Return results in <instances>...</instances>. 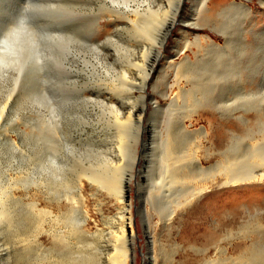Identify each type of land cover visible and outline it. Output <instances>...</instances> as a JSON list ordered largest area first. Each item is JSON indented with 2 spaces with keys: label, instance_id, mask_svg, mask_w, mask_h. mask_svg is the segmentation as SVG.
<instances>
[{
  "label": "rangeland",
  "instance_id": "1",
  "mask_svg": "<svg viewBox=\"0 0 264 264\" xmlns=\"http://www.w3.org/2000/svg\"><path fill=\"white\" fill-rule=\"evenodd\" d=\"M241 1L252 7L256 25L254 31L264 30V0H211L219 9L227 8L231 2ZM166 5L165 0H0V35L14 29L21 14H24L22 21L27 23V29L30 27L28 31L32 39L35 38L31 45L32 58L26 61L30 63H25L21 72L22 80L19 78L14 82L9 77L0 79V112L5 101L9 100L0 118V189L7 187L11 222L25 226L29 231L41 227L39 240L45 248L51 249L54 233L66 230L83 212L88 216V229L91 232H95L97 227L106 229V222L116 218L119 203L113 196L114 191L105 188L104 180L115 176L113 166L117 164H122L125 175L124 201L132 205L131 211L136 221L135 264H147L153 254V245L145 232L143 209L148 210L157 264H180L185 261V264H199L205 258H213L217 247L227 249V258L232 256L231 259H235L240 253L232 251L239 244L244 249L252 243L259 245L258 248L264 246V243H260L264 242V230H261L264 227L262 184L246 185L248 190L243 187L245 190L231 194L224 189H216L211 194L202 193L188 206L178 209L168 224L163 204L156 203L157 208H154L153 198L149 194L153 180L159 174L160 157L170 122L174 123V135L179 137L177 140L184 151L190 149L189 153L193 154L191 148L194 149L192 145H195L194 141L183 138L187 135L180 133L175 125L182 117L183 110L175 111L174 119L169 122V112L166 110L170 99L179 93V89L173 87L176 84L175 72L169 69L168 64L181 60L176 50L181 48L184 37L195 44L197 37L208 35L215 43L225 46V33H238L240 29L236 24L231 29L227 17L218 26L222 30H216L215 26L204 21L203 16L194 15L195 0H185L179 11L180 22H174L165 43L164 56L168 59L164 56L159 58L156 71L143 91L140 68L125 61L122 51L127 50L131 54L133 63L141 64L145 43L133 34L124 14L132 16L131 11L144 12L149 7L166 10ZM213 14V11L207 13L208 18ZM192 23L198 26L188 25ZM225 23L226 32L223 31ZM250 38L251 43L255 41L254 37ZM237 42L236 39L232 45L234 50L239 48ZM67 45L69 53L66 51ZM193 49L196 50L195 47ZM263 51L261 49L256 60L260 69L263 67L261 71L264 70ZM149 58L148 65L151 67L156 61V53L152 52ZM123 83L134 86L131 93L121 91ZM219 84L220 87L225 86L224 81ZM180 85L187 86L184 80ZM243 86L248 91L260 90L247 84ZM236 90L234 94H225L231 102L223 103V107L229 104V109L240 107L242 102L235 101L236 95L240 97V92ZM224 92L218 88L214 93L208 91L205 94L192 126L187 123L190 132L209 128L210 134L213 132L215 135L218 125L222 124L225 131L245 135L238 118L242 116L252 125L255 109L264 104V89L257 98L252 99L248 113L237 110L231 114L221 109ZM232 103H235V108ZM132 112L135 138L124 143L115 121L117 117L126 120ZM137 130L141 131L138 137ZM196 139L197 145L203 143ZM227 144L228 139L222 149H217L211 143H203L197 155L204 159L208 152L223 150ZM85 175L98 176L101 182L91 184ZM79 178L83 183L84 199L72 202ZM233 211L238 216L236 222L231 224L229 215ZM239 227L248 232L247 239L238 237ZM227 232L235 238L227 239ZM211 234L212 242L204 240ZM58 245L56 248L61 243ZM205 249L207 252L202 254L200 250ZM13 251L10 249L8 257H3L4 253L0 252V264H22L16 259L18 252ZM45 252L33 250L19 255L25 257L26 263L28 260L33 263L40 257L42 259ZM43 262L54 264L46 260ZM226 263L231 264L230 261Z\"/></svg>",
  "mask_w": 264,
  "mask_h": 264
},
{
  "label": "bare ground",
  "instance_id": "2",
  "mask_svg": "<svg viewBox=\"0 0 264 264\" xmlns=\"http://www.w3.org/2000/svg\"><path fill=\"white\" fill-rule=\"evenodd\" d=\"M165 1L167 3L166 10L163 8L154 10L149 7L148 9L146 8L147 10L144 12H140L139 10L131 11L132 16L130 14H124L125 20H127L132 26L131 30L133 34L144 40L145 43L143 46L144 53L141 64L133 63L130 56L131 54L128 53L127 50L122 51L125 61L138 69L140 68L142 73L141 86L143 91L145 90V86H147L149 78H151L152 74L156 71V64L159 58L164 56V47L168 34L171 32V27L174 26V22L179 21V17L181 16L179 11L185 2V0ZM195 1L194 15L203 16L204 21L208 25L215 26L214 28L216 30L219 29L218 26L221 21L227 20V17L231 22V29L234 28L233 26H235V24L239 26L240 29L238 33L232 34L230 31L226 32V23L223 25V31L226 32L225 46L215 43L208 35L197 37L195 44H192V42L184 37L181 48L178 47L176 50V54L180 56L181 60L178 63L170 62L168 64L169 69H173L175 72L176 84L173 87H178L179 89V93H176L175 97L170 99V103L166 110L169 112V114H167L169 115V122L174 119L175 111L183 110L181 113L182 117L178 118V123H175V125L177 129L180 130V133L184 132L187 135L183 138H186L189 141H194L195 145H192L194 146V149L191 148L193 154L189 153L190 149L184 151L177 140L179 137L176 138L174 135V123L170 122L166 129L167 135L160 157L159 174L154 178L149 194L153 198L155 204L154 208L156 207V203L163 204L166 211L164 216L167 224L172 220L173 215L178 209L188 206L202 193H212L216 189L217 191L218 189H224L228 194H231L241 189L245 190L246 185L256 186L257 184H262L264 186V104L259 108L256 106L257 108L255 109L252 125L249 124L250 122L247 123L244 117L240 116L238 118L242 122V129L245 132L244 136L233 134L231 133L232 130L225 131V127L222 124L218 125V131L215 135L213 132H211L213 135L210 134L209 128L190 132L187 125V123H189L192 126L193 118L195 114H197L199 105L202 100H205V94L208 93V91L214 93L218 88H221L223 92L225 91L221 96V99H224L223 102H221V109H224V111H228L231 114L234 112L236 113L237 110H241L244 113L250 111L249 108L250 105L252 106V99L264 89V70L261 71L263 67L260 69L256 63L259 55L258 53H260L261 49H264V30L254 31L256 25L254 24V16H252V7L242 3V1L241 3H239L240 1L231 2L227 8L222 7V9H219V7H217L215 3H212L211 0ZM211 11H213L214 14L208 18L207 13H210ZM19 19L20 21L14 29L11 28L0 35V79L9 77L14 82L19 80L21 72L24 70V64L26 63L29 65L28 63H30L29 61H26L29 60L28 58L30 57L32 48L31 45L35 39H32V35H30V32L28 31L30 27H28V29L25 27L27 24H25V20L22 21L24 19V14H21ZM248 23L250 25L249 28ZM188 25L191 27L198 26L197 23ZM244 26L245 28H243ZM182 30L185 32L184 29ZM251 36L255 39V41L252 42L253 44L251 43ZM61 39L63 38L61 37ZM236 39L238 40L236 45L239 48L234 50L232 45L235 44ZM34 44L37 43L35 42ZM193 47H195L196 50H194ZM66 51L68 53L70 52L69 45L66 46ZM66 51L64 49V52ZM152 52L156 53V61L154 65H151L150 67L148 61L150 60L149 57ZM163 58L168 59L166 56ZM199 69H202V72H199ZM124 79H126V77ZM183 80L187 85L186 87L180 85ZM260 80H262L261 83H259ZM222 81L225 82V86L220 87L219 83ZM244 84L255 86L256 88L258 87L260 90L249 89L248 91L244 88ZM188 85H190V87H188ZM133 87L134 86L128 85L127 83H123L122 86H120L123 93H131ZM236 89L240 92V97L236 95L235 101L242 102L240 107L235 108V103H232V107L235 109H229L231 108L230 104L228 107H223V103L231 102V99L225 94H234L237 91ZM12 95L13 94L11 93V96ZM11 96H9V99ZM142 98H145V96L142 95ZM8 101L6 100L2 106L3 108L0 112V118L7 108ZM159 106L160 105L157 104L158 108ZM133 116L134 113L132 112L129 113L126 120L123 121L120 117H117L115 121L116 128L118 129L124 143L129 142L133 137L135 138V132L133 133L132 131V124L134 123ZM138 123V126L140 127L141 118ZM237 130L238 132L240 131L239 128ZM137 131L138 137L141 131ZM190 135L191 140L188 138ZM193 135H196L199 139L198 141L211 143V145L215 146L217 149H222L227 139L228 144L225 149L219 150L218 152H206L207 154L205 158L202 159L197 155V151L202 148L201 145L203 143L200 144L198 142L200 145H197V139ZM5 136L7 137V135ZM113 167L116 172L115 176H110L111 178L104 180V182L107 191H114L113 196L119 203V213L116 218L106 222V229L97 227L95 232H91L88 229V216L86 212H83L79 218L75 219V223L73 221V224L71 223V226L67 227L66 230L54 233L53 247L51 249L42 246V243L39 240L41 227L29 231L25 226L14 225L11 222L8 210L9 200L7 198L9 193L7 187L1 188L0 252L4 253L2 256L8 257V253H11L9 252L10 249H13L15 252H18L16 256L18 262L29 264L31 260H28L26 263L25 257L19 254L25 251L36 250L40 252L43 250L46 251L44 254L45 256H42V259L41 257L40 259H36L30 264H45L43 262L45 260L49 262L51 261L54 264H135L137 254L135 249L137 238V231L135 228L136 221L131 211L132 205L126 204L124 201V174L122 173V164H117V166ZM85 176L91 184H99L101 182L98 179V176ZM243 187H245V189ZM256 189L258 190V188ZM82 191L83 183L79 178L75 186V195L71 198V201H82V199H84L82 198ZM68 199L70 200V198ZM142 216L145 225V232L150 244L153 245V254L149 257V262L147 264H157V256H155L156 254L154 253L155 239L150 231L147 209H143ZM237 216L238 214L235 211L230 213L229 221H231V224L236 222L235 220ZM253 227H255V225ZM261 230L263 231L264 227H262ZM247 233L248 232L242 227L238 232V237L247 239ZM231 235L232 233H228L226 235L227 239L235 238ZM260 235L262 239V232ZM212 237V234L209 236L207 235L204 237V240L212 242ZM260 243L264 242L260 241ZM57 244L66 250H62L60 247L56 248ZM258 246L259 245L252 243L251 246L244 249L241 244L237 245L233 248L232 252L236 254L240 253V256L238 257L235 255L238 257H235V259H231V255V258H227V249L217 247L213 258H205L202 262H199V264H227V261H230L231 264H264V246L261 248H258ZM200 252L204 254L207 252V249L200 250ZM224 257L226 258L224 259ZM185 263L186 261L181 262L180 264Z\"/></svg>",
  "mask_w": 264,
  "mask_h": 264
}]
</instances>
